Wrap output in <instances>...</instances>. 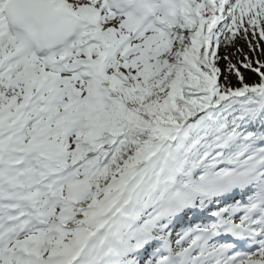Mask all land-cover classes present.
Wrapping results in <instances>:
<instances>
[{"label":"snow or ice","instance_id":"6c2138e0","mask_svg":"<svg viewBox=\"0 0 264 264\" xmlns=\"http://www.w3.org/2000/svg\"><path fill=\"white\" fill-rule=\"evenodd\" d=\"M0 264H264V0H0Z\"/></svg>","mask_w":264,"mask_h":264},{"label":"trees","instance_id":"16d2710c","mask_svg":"<svg viewBox=\"0 0 264 264\" xmlns=\"http://www.w3.org/2000/svg\"><path fill=\"white\" fill-rule=\"evenodd\" d=\"M249 82H251V81H249Z\"/></svg>","mask_w":264,"mask_h":264}]
</instances>
